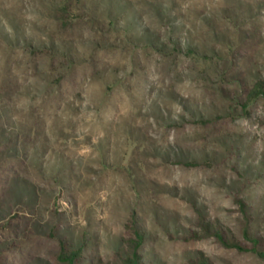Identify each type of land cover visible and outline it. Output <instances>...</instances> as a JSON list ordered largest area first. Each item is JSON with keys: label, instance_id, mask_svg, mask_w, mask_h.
<instances>
[{"label": "rangeland", "instance_id": "rangeland-1", "mask_svg": "<svg viewBox=\"0 0 264 264\" xmlns=\"http://www.w3.org/2000/svg\"><path fill=\"white\" fill-rule=\"evenodd\" d=\"M260 81L264 0H0V264H264Z\"/></svg>", "mask_w": 264, "mask_h": 264}, {"label": "trees", "instance_id": "trees-1", "mask_svg": "<svg viewBox=\"0 0 264 264\" xmlns=\"http://www.w3.org/2000/svg\"><path fill=\"white\" fill-rule=\"evenodd\" d=\"M263 95L264 96V81H260L258 84H256V89L252 91L251 98L257 97ZM222 234H220V237L224 243H227V239ZM230 245V244H227ZM233 247H239L237 244L232 245ZM139 245L134 243L133 240L128 241V250L125 255V258H123L124 264H138V261L140 259L139 254ZM80 252L71 251L68 252L66 250L62 251V253L59 256V262L61 264H76L77 259L79 258Z\"/></svg>", "mask_w": 264, "mask_h": 264}]
</instances>
